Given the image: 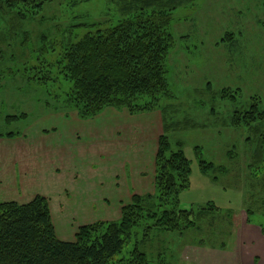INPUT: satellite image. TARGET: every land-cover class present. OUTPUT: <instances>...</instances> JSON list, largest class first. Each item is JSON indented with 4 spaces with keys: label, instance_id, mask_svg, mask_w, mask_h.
I'll use <instances>...</instances> for the list:
<instances>
[{
    "label": "rangeland",
    "instance_id": "374dc122",
    "mask_svg": "<svg viewBox=\"0 0 264 264\" xmlns=\"http://www.w3.org/2000/svg\"><path fill=\"white\" fill-rule=\"evenodd\" d=\"M74 1L47 5L30 26L33 35L44 32L66 45L90 31L73 30L70 36L67 31L74 23L98 22L107 16L115 23L123 19L117 5L108 0H76L78 4L72 5ZM174 14L170 32L176 45L167 60L166 76L170 95L160 97L155 110L133 116L107 108L85 119L67 104L73 84L63 76L47 86L30 82L22 74L16 80L10 76L0 82V135L15 133L12 138L31 139L0 142L6 151L1 146V157L15 161L23 151L31 154L32 150V162L37 161L46 176L55 175L53 190L59 198L51 194L54 225L60 239L72 242L83 226L119 220L122 204L129 203L132 195L154 192L156 141L165 116L169 123L180 125L167 133L173 149L184 150L191 163L190 186L180 193L181 209L197 211L212 202L221 208L225 223L218 221L211 230L207 220L202 232L191 230L185 235L155 229L148 249L140 246L149 253L150 264H239L238 256H243V264L263 262L264 237L260 240L256 235L264 236L259 226L264 214L251 216L253 224H248L246 213L253 198H258L264 212V190L254 188L257 182L250 180L255 146L247 142V131L224 123L236 109L247 108L253 97H260L264 106V0H183ZM42 19L50 21L39 27ZM226 89L239 91L236 104L222 99L220 92ZM150 102V96L139 101L142 106ZM21 115L27 117L6 121ZM229 151L240 163L238 174L231 172L215 183L201 172L202 160L229 167ZM63 162L67 168L72 164L58 177V165ZM32 193L22 202L33 200ZM247 225L258 227L257 231ZM137 229L143 236L145 228ZM212 241L224 243L225 248H214ZM136 242L127 245L115 261L130 259ZM254 253L260 258L254 259Z\"/></svg>",
    "mask_w": 264,
    "mask_h": 264
},
{
    "label": "trees",
    "instance_id": "16d2710c",
    "mask_svg": "<svg viewBox=\"0 0 264 264\" xmlns=\"http://www.w3.org/2000/svg\"><path fill=\"white\" fill-rule=\"evenodd\" d=\"M55 1L58 0H0V82L10 76L16 80L22 74L30 82L47 86L63 76L73 84L67 104L85 119L95 118L107 108L126 110L135 116L155 110L160 97L170 95L167 60L176 45L170 31L174 12L183 0H108L117 5L123 19L115 23L107 16L98 22L74 23L64 32H71L72 36L73 30L90 31L76 43L66 45L50 39L44 32L34 36L30 28L40 12ZM77 4L76 0L72 3ZM49 21L42 19L38 26L44 27ZM208 86L210 89L211 84ZM238 92L226 89L220 94L223 100L236 104ZM144 96L152 97L153 102L142 106L139 101ZM26 117L9 116L6 121L12 123ZM163 118L153 193L132 195L129 203L122 204L119 220L83 226L72 242L58 237L48 198L38 195L25 204L0 202V264H150L149 253L140 246L145 249L149 246L155 229L185 235L191 230L202 232L207 220L211 230L218 221L225 223L221 208L212 202L197 211L181 209L180 193L190 186L191 163L184 150L173 149L167 135L180 125ZM224 126L250 134L247 142L255 146L250 180L257 182L254 188L261 186L264 190L262 99L251 98L249 106L233 111ZM15 135L9 133L6 137ZM233 154L226 153L229 167L202 160L201 172L215 183L231 172L238 174L240 163ZM259 206L258 198L251 199L246 211L248 224H253L251 216L264 214ZM259 226L264 233V223ZM140 227L145 228L143 236L137 231ZM134 239L137 242L131 258L116 262L115 257ZM212 244L214 248H225L224 243L220 246L212 241Z\"/></svg>",
    "mask_w": 264,
    "mask_h": 264
},
{
    "label": "crops",
    "instance_id": "0c3cea01",
    "mask_svg": "<svg viewBox=\"0 0 264 264\" xmlns=\"http://www.w3.org/2000/svg\"><path fill=\"white\" fill-rule=\"evenodd\" d=\"M162 124H163V120H162ZM163 128V127H162ZM8 138V137H0V142H4V141H30L31 138L29 137H24L25 139H21V138ZM156 152L158 149V141H156ZM1 146L4 148V152L5 151V146L4 145H0V159L3 160L4 162L1 163L0 160V202H18L21 204H25L30 202V200H26L24 202L23 201V197L24 196H29L32 192V195L38 196H44L46 198H52V200L50 199V203H51V209L54 213V209H53V195H51L52 193L54 194V190H53V184L52 181L54 182L55 180V175L50 174V176H46V174L44 172H42V166H38L39 163L35 160L32 162V158H31V154H32V150H31V154L30 151H23L22 154L20 156H18V158L13 161L11 160L10 157H8L7 155L4 157H1V153H3V149L1 148ZM2 149V150H1ZM31 149V148H30ZM156 154V153H155ZM61 162V161H60ZM36 163V164H35ZM38 164V165H37ZM72 163L69 164L68 168L70 167ZM63 168L68 169L67 165L62 163H59L58 165V177L60 175H62ZM155 175V173H154ZM46 185L50 188L45 189L44 191H40L39 189H41L40 187H46ZM58 198H59V192L58 194L55 193ZM61 194V192H60ZM81 195V194H78ZM33 197V198H34ZM71 200V199H70ZM69 200V201H70ZM91 201L93 202V200L91 199ZM80 206H81V202H80ZM54 216V215H53ZM60 216H63L62 214H60ZM66 217L63 219L65 220ZM64 222V221H63ZM70 222V221H69ZM68 224V223H67ZM249 226V225H247ZM251 229L256 230L258 227H253V226H249ZM260 240L262 237V235H256ZM253 255V253H251ZM202 255V253L200 254ZM255 256H259L258 258H260V255L257 254L254 256L253 258L255 259ZM239 258V264H243V256H238ZM263 262L258 261L257 263L252 262L251 264H263Z\"/></svg>",
    "mask_w": 264,
    "mask_h": 264
}]
</instances>
